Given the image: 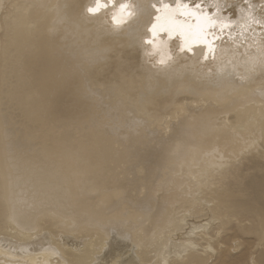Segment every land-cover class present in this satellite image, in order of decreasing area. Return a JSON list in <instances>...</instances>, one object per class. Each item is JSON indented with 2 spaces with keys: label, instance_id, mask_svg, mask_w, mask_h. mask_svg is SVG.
Instances as JSON below:
<instances>
[{
  "label": "bare ground",
  "instance_id": "1",
  "mask_svg": "<svg viewBox=\"0 0 264 264\" xmlns=\"http://www.w3.org/2000/svg\"><path fill=\"white\" fill-rule=\"evenodd\" d=\"M99 1L0 0V264H264V0Z\"/></svg>",
  "mask_w": 264,
  "mask_h": 264
},
{
  "label": "snow or ice",
  "instance_id": "2",
  "mask_svg": "<svg viewBox=\"0 0 264 264\" xmlns=\"http://www.w3.org/2000/svg\"><path fill=\"white\" fill-rule=\"evenodd\" d=\"M201 5H199V4H197L196 5V7H200ZM155 7V10H156V12H157V17H155L154 18V20L155 19H159V14H160V6L159 5H156V6H154ZM164 7L165 8H172L173 7V5H171V4H165L164 5ZM184 7L185 8H192V5L191 4H187V3H185L184 4ZM178 15H181V16H186V15H188V13L187 12H180V13H178ZM192 15L193 16H196L197 14L195 13V12H192ZM169 23L170 24H175V23H177L175 20H174V18L173 19H171L170 21H169ZM156 27V25H155V23L152 25V28H155ZM152 28H150V31L152 30ZM193 44L195 45V41H193Z\"/></svg>",
  "mask_w": 264,
  "mask_h": 264
},
{
  "label": "rangeland",
  "instance_id": "3",
  "mask_svg": "<svg viewBox=\"0 0 264 264\" xmlns=\"http://www.w3.org/2000/svg\"><path fill=\"white\" fill-rule=\"evenodd\" d=\"M229 1V0H228ZM259 5H261V3H258Z\"/></svg>",
  "mask_w": 264,
  "mask_h": 264
}]
</instances>
